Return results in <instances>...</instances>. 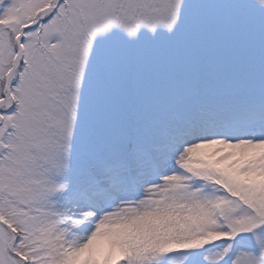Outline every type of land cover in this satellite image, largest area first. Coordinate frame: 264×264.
I'll return each instance as SVG.
<instances>
[{"label":"snow or ice","instance_id":"6c2138e0","mask_svg":"<svg viewBox=\"0 0 264 264\" xmlns=\"http://www.w3.org/2000/svg\"><path fill=\"white\" fill-rule=\"evenodd\" d=\"M0 264H264V0H0Z\"/></svg>","mask_w":264,"mask_h":264}]
</instances>
